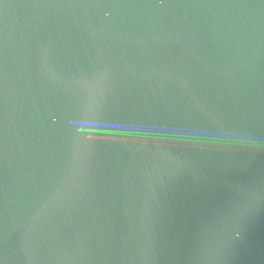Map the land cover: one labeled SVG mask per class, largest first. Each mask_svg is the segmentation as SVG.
I'll use <instances>...</instances> for the list:
<instances>
[{
	"label": "water",
	"instance_id": "water-1",
	"mask_svg": "<svg viewBox=\"0 0 264 264\" xmlns=\"http://www.w3.org/2000/svg\"><path fill=\"white\" fill-rule=\"evenodd\" d=\"M0 264H264V0H0Z\"/></svg>",
	"mask_w": 264,
	"mask_h": 264
},
{
	"label": "snow or ice",
	"instance_id": "snow-or-ice-1",
	"mask_svg": "<svg viewBox=\"0 0 264 264\" xmlns=\"http://www.w3.org/2000/svg\"><path fill=\"white\" fill-rule=\"evenodd\" d=\"M98 4H103V0H97Z\"/></svg>",
	"mask_w": 264,
	"mask_h": 264
}]
</instances>
